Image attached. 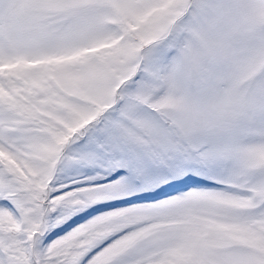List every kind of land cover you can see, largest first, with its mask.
<instances>
[{"label": "snow or ice", "instance_id": "6c2138e0", "mask_svg": "<svg viewBox=\"0 0 264 264\" xmlns=\"http://www.w3.org/2000/svg\"><path fill=\"white\" fill-rule=\"evenodd\" d=\"M0 264H264V0H0Z\"/></svg>", "mask_w": 264, "mask_h": 264}, {"label": "rangeland", "instance_id": "374dc122", "mask_svg": "<svg viewBox=\"0 0 264 264\" xmlns=\"http://www.w3.org/2000/svg\"><path fill=\"white\" fill-rule=\"evenodd\" d=\"M88 174H91L89 172ZM187 185H191L193 187L195 186H203L200 184L198 178L188 180L185 185H177L175 188H168L166 189L167 194L175 195L177 194V191H186ZM165 193H145L142 198L135 199L133 198V202L135 203H148L151 202L154 199H162L164 197ZM129 202L127 201H119L114 200L110 202L100 203L97 204L91 208H88L87 210L78 213L77 215H74L70 220L67 221V223L61 225L59 228L55 229L53 232L49 233V242L51 240L56 239L58 236H63L68 232H71L74 228H76L78 225L84 224L86 221L91 220L93 217L100 215L101 213L111 211L115 208H124L127 207Z\"/></svg>", "mask_w": 264, "mask_h": 264}]
</instances>
